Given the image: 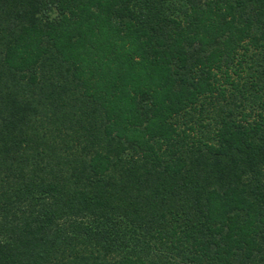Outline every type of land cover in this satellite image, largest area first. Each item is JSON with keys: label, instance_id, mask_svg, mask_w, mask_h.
<instances>
[{"label": "trees", "instance_id": "trees-1", "mask_svg": "<svg viewBox=\"0 0 264 264\" xmlns=\"http://www.w3.org/2000/svg\"><path fill=\"white\" fill-rule=\"evenodd\" d=\"M0 264H264V0H0Z\"/></svg>", "mask_w": 264, "mask_h": 264}]
</instances>
